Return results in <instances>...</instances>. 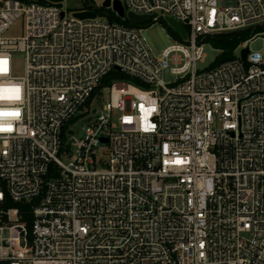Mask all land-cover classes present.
<instances>
[{
    "label": "built area",
    "instance_id": "obj_1",
    "mask_svg": "<svg viewBox=\"0 0 264 264\" xmlns=\"http://www.w3.org/2000/svg\"><path fill=\"white\" fill-rule=\"evenodd\" d=\"M106 1L0 0V264H264V52L197 70L264 0ZM129 12L187 38L156 56Z\"/></svg>",
    "mask_w": 264,
    "mask_h": 264
},
{
    "label": "rangeland",
    "instance_id": "obj_2",
    "mask_svg": "<svg viewBox=\"0 0 264 264\" xmlns=\"http://www.w3.org/2000/svg\"><path fill=\"white\" fill-rule=\"evenodd\" d=\"M30 2V0H27ZM65 10L69 12H75L80 10L85 4L84 0H61ZM104 14H114V10L104 9ZM143 35L145 36L148 45L152 49L153 53L158 56L164 52L169 46L177 43L178 37L175 32H171V28L166 24L164 19H159L151 23H146L142 25ZM24 25L22 21L17 22L8 32H6L7 37L19 38L23 36ZM264 33H258L252 36L254 39L250 44V49L252 52H264ZM206 58L204 62H198L197 70L203 72L212 68L216 58L220 54L210 42H206L205 46ZM14 73L16 76H24L25 74V56L23 53H16L14 55ZM115 80L122 79L121 74H116ZM125 79V78H124ZM162 79L166 84H173L176 80V76L171 73L170 68L165 70ZM129 80V79H127ZM106 92L103 93V96ZM102 98H100L101 100ZM94 107H97L93 105ZM98 108V107H97ZM87 120H76L72 121L67 125L66 137L68 135H75L77 138L83 136V127L86 125ZM62 159L67 162V157H62Z\"/></svg>",
    "mask_w": 264,
    "mask_h": 264
},
{
    "label": "trees",
    "instance_id": "obj_3",
    "mask_svg": "<svg viewBox=\"0 0 264 264\" xmlns=\"http://www.w3.org/2000/svg\"><path fill=\"white\" fill-rule=\"evenodd\" d=\"M126 24L134 25L130 21H126ZM258 33H264V26L257 27L255 29H243L231 33L209 37L207 39V42H210L217 50L220 51V54L216 58L212 68L234 59L237 48ZM115 76L116 73L114 72L106 80H104L103 84L98 89V93L103 87L110 84Z\"/></svg>",
    "mask_w": 264,
    "mask_h": 264
},
{
    "label": "water",
    "instance_id": "obj_4",
    "mask_svg": "<svg viewBox=\"0 0 264 264\" xmlns=\"http://www.w3.org/2000/svg\"><path fill=\"white\" fill-rule=\"evenodd\" d=\"M110 5H111L110 0H107L104 3L105 7H110ZM114 10L118 12L120 17H122V18L126 17L124 7H123V5H122V3L120 1H115L114 2ZM76 16L79 17V18H83V19L84 18H95L96 14L94 12H83V13H77ZM127 19L130 22H132V23L139 24V25H144L146 23L153 22L154 19H155V15H136V14H134L132 12H129L127 14ZM165 22L169 26V28H171L175 32L179 33L183 39L187 38V32H186V30L184 29V27L182 26L181 23H179L178 21H176V20H174L173 18H170V17L166 18ZM261 26H264V24H259V25H256V26H252V27L247 28V29H251V28L255 29V28L261 27ZM229 33H231V32H229ZM214 36H216V35H212L211 37H214ZM248 53H249V48H244L241 51V58H242L243 61H246Z\"/></svg>",
    "mask_w": 264,
    "mask_h": 264
}]
</instances>
